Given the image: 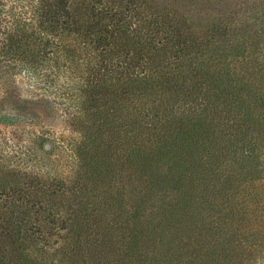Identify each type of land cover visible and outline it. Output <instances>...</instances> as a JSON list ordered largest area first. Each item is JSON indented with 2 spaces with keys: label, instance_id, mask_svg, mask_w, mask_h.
<instances>
[{
  "label": "trees",
  "instance_id": "16d2710c",
  "mask_svg": "<svg viewBox=\"0 0 264 264\" xmlns=\"http://www.w3.org/2000/svg\"><path fill=\"white\" fill-rule=\"evenodd\" d=\"M14 1H0V24L5 23L6 27L5 43L1 42L0 46L1 61L10 62L16 55L32 54L25 49L31 44V31L20 27L28 12L27 1L17 0L16 5ZM135 1L127 0V3L140 8ZM36 2L41 14L31 20L39 19L37 26L52 39L38 40L40 48L33 51L34 62H44L47 49L53 47L56 51L58 45L54 43L59 42L63 50L56 51L52 58L62 57L67 61L75 58L78 67L80 59L85 66L78 76L79 97L73 95L72 86L67 88L71 117L86 123L89 113L95 115L105 101L113 102L106 110L111 127L106 129L104 122L95 126L94 132L82 129L71 132L73 140L64 147L78 159L77 179L82 184L70 192L103 195L101 207L86 195L74 201L60 192L65 186L57 178H46L44 185L37 179L36 183H25L24 188L3 193L0 264H53L54 253L47 250L59 253V248L69 250L76 257L87 251L95 258V264H103L102 241L113 247L106 255L120 256L126 264L152 258V252L156 256L168 255L169 259L177 256L190 246L192 233L196 235L195 230H200L202 202L195 193L209 181L216 159L227 152L224 129L229 119L214 114L215 100L213 103L209 98L226 87L215 81L216 63L207 57L211 64L203 68L190 57L187 66L173 65L162 53L166 51L146 42L148 35L141 29L144 21L138 19L142 23L134 28L133 23L126 22L125 1L119 2L122 7L118 12H112L113 6L101 0L92 4L87 1L83 13H72L67 0ZM169 25L171 33H176L172 21ZM177 31L181 35L179 28ZM72 43L78 44V54L71 49ZM174 47L178 49L177 59L191 55L188 50L175 44ZM186 70L191 77L188 80L182 77ZM199 85L201 90L204 87L202 99L187 100L188 90ZM245 94L259 96L254 90ZM88 100L93 107L90 110ZM227 102L223 100V104ZM237 110L240 112L241 108ZM88 124L93 126L92 122ZM215 137L216 141L223 137L225 145L216 152ZM137 174L143 193L142 211L136 218L135 211L123 210L122 206L127 189L133 191L130 184ZM58 201L71 206L63 210ZM142 219L151 230L145 229ZM196 236L201 239L200 235ZM8 244L16 246L14 257L6 258L3 247ZM59 244L64 246L61 248Z\"/></svg>",
  "mask_w": 264,
  "mask_h": 264
},
{
  "label": "rangeland",
  "instance_id": "374dc122",
  "mask_svg": "<svg viewBox=\"0 0 264 264\" xmlns=\"http://www.w3.org/2000/svg\"><path fill=\"white\" fill-rule=\"evenodd\" d=\"M26 1L28 12L20 27L31 31V44H27L25 49L32 54L25 57L16 55L10 62L0 60V211L4 202L3 193L24 188L25 183H36L37 179L44 185L46 178L62 180L65 188H61L60 192L70 196V199L78 201L77 197L86 195L95 201L97 207H101L102 192H70L74 186L80 185V188L82 184L77 179L78 159L67 153L64 147L73 140L71 132L79 129L94 132L97 131L95 126L104 122L106 129L111 127L106 110L112 107L113 102L107 100L97 114L89 113L86 123L71 117L72 109L67 108L70 94L67 88L72 86L73 95L79 97L78 76L85 66L80 59L78 67L75 58L70 61L62 57L52 58L63 50L59 42L54 43L58 45L57 53L53 47L48 48L46 60L34 62L33 51L40 48L38 40H51L52 36L48 32L42 33V27L37 26L39 19L31 20L41 14L40 7L36 8V0ZM67 1V8L72 13H83L88 2L92 4L98 0ZM101 1L109 7L113 6L110 8L112 12L120 10V1L127 3V0ZM14 2L18 4L17 0ZM135 2L140 8L123 4L126 22L133 23L134 28L144 21L141 29L148 35L146 42L160 51H166L162 53L173 65L187 66L190 57L194 63L199 61L203 68L211 64L207 62V57L213 64L216 63L215 81L226 87L212 93L209 98L213 103L215 100L212 106L214 114L228 118L229 122L224 129L227 152L216 159L209 181L195 193L202 202L203 218L198 222L200 230H195L201 239L192 233L190 246L177 256L173 254L170 259L168 255L156 256L152 252L153 259L148 256L127 264H155L156 258L158 264H264V0ZM170 21L176 33H171ZM5 28V23L0 24V46L5 43ZM174 44L179 49L188 50L191 55L177 59L178 49ZM71 47L78 54V44ZM184 69L188 70L187 67ZM187 70L182 72V77L188 80L191 77ZM196 81L202 83L199 78ZM200 86L190 88L186 99H202L204 87L201 90ZM252 90L259 96L248 97L245 94ZM204 95L209 96L208 93ZM223 100L229 102L223 104ZM88 105L89 110L93 108L89 100ZM238 108H241L240 112L236 111ZM87 122H92L93 126ZM223 140V137L220 141L214 138V152L225 148ZM134 179L130 184L133 191L127 189L122 209L135 211L137 218L142 211L143 185L139 174ZM58 202L63 210L71 206V203ZM142 223L147 231L151 230L143 219ZM100 245L103 264H110L111 261L126 264L120 256L105 254L108 249L112 251L111 244L109 247L107 242L102 241ZM3 248L8 256L6 258L14 257L15 245L8 244ZM59 250V253L47 250L54 253L53 264H95V258L87 251L76 257L67 249Z\"/></svg>",
  "mask_w": 264,
  "mask_h": 264
}]
</instances>
